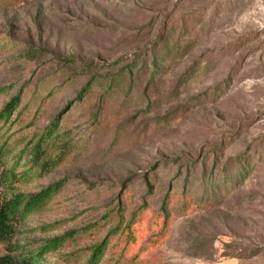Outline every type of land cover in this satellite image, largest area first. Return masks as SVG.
<instances>
[{"label":"rangeland","instance_id":"obj_1","mask_svg":"<svg viewBox=\"0 0 264 264\" xmlns=\"http://www.w3.org/2000/svg\"><path fill=\"white\" fill-rule=\"evenodd\" d=\"M154 55L158 75L138 74ZM133 60L103 102L107 81L70 105L46 141L50 157L68 146L64 159L39 176L30 148L51 119L91 74L107 80ZM42 80L59 90L35 111L26 102ZM18 89L26 100L0 123L1 178L15 192L67 179L20 225L19 251L75 230L46 264L103 239L99 264H264V0H0V108ZM183 161L196 170L186 185Z\"/></svg>","mask_w":264,"mask_h":264},{"label":"trees","instance_id":"obj_2","mask_svg":"<svg viewBox=\"0 0 264 264\" xmlns=\"http://www.w3.org/2000/svg\"><path fill=\"white\" fill-rule=\"evenodd\" d=\"M33 50V49H32ZM161 49H158L157 55L160 53ZM61 62L72 63L73 60L66 58H58ZM136 67V61L129 62L124 66V68L118 72L116 75L109 77L107 80H102V78H95L94 75H90L88 80L84 81L79 90L75 94V98L68 101L62 109H60L55 117H53L46 128V133H42L38 136L37 140L34 142L32 147L30 148L31 158L33 164L39 168V176L45 175L49 173L57 163L61 162L64 159V155L66 154L65 148L68 146L61 147L62 154H57L56 156L50 157L48 151L46 150L47 140L52 137V135L56 134L61 119L63 115L67 112L70 105L75 102L87 101L91 97V92H93L94 87H102L101 82H108L105 89L101 93V102L106 95L115 91L117 88L119 81L121 79L126 78V75H132L133 69ZM158 64H157V56L154 55L149 64L147 61H143L138 70V74L146 73L148 69L152 68L151 76L158 75ZM113 81V82H111ZM97 84V85H95ZM95 85V86H94ZM109 85V86H108ZM108 86V87H107ZM58 87H54L47 80L40 81L38 84L34 85L31 97L27 100V105L30 108H35V111H39L45 105V101L47 98H52L58 92ZM26 92H21V89H18L10 98L5 102L0 108V123L9 121L12 114L20 107L22 102L26 100L25 96ZM86 103V102H85ZM3 125H0V165L3 163L4 158L7 157L8 146L5 145L4 141H2V133L1 129ZM47 141V142H46ZM215 154L212 156L214 160V167H217L218 160L215 158ZM204 160V159H202ZM182 166V168H181ZM178 167L184 172L185 178L183 185L187 184L190 179L195 174V165H193V161H183ZM178 170V168H177ZM180 175L181 172H178ZM241 176V172L238 170L237 172H233L231 176H223L219 178L221 182V188H227L229 184L236 181ZM22 181H27L26 175H22ZM205 177V171L201 176V179ZM144 180V185L147 189H151L153 181L156 179V174H152L149 178L142 176ZM6 178H1L0 174V243H5V251L0 255V264H46V255L47 253L61 247L65 241L71 242L78 237L75 235V230H70L65 232L62 235L47 239L41 247L32 253H24L19 251L17 245L14 244L13 240L16 238L20 225L24 222V220L30 216L31 214L39 213L43 211L47 205L51 202L52 198L55 197L60 191L65 187L67 179L64 178L58 182L51 183L44 188L36 192H15L11 186L7 185ZM4 185V186H3ZM3 186V188H1ZM203 188L206 186H211L213 189L218 188V182L206 180L202 183ZM121 189L123 188V183L120 184ZM212 190H205L202 193L201 200L206 201L212 199L215 194ZM126 194V193H125ZM120 200V198H118ZM122 200V199H121ZM168 204V196H164L163 198V217L164 221L168 219V212L165 207ZM145 205V204H144ZM118 214H114L112 216V220H117ZM166 219V220H165ZM130 222H128V226H130ZM44 231H50L51 226L45 225L42 228ZM106 240L93 244L91 247L86 250L85 254H76L74 258V262L72 264H99L102 253L104 251ZM68 259V258H67ZM67 259L64 261L67 262Z\"/></svg>","mask_w":264,"mask_h":264}]
</instances>
